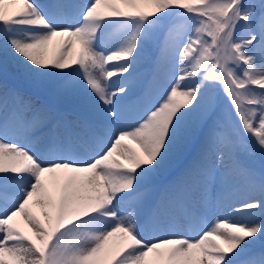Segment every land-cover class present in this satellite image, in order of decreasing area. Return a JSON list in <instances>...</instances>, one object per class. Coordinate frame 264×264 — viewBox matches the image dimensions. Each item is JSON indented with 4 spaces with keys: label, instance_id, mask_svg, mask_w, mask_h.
I'll use <instances>...</instances> for the list:
<instances>
[{
    "label": "snow or ice",
    "instance_id": "6c2138e0",
    "mask_svg": "<svg viewBox=\"0 0 264 264\" xmlns=\"http://www.w3.org/2000/svg\"><path fill=\"white\" fill-rule=\"evenodd\" d=\"M0 264H264V0H0Z\"/></svg>",
    "mask_w": 264,
    "mask_h": 264
},
{
    "label": "rangeland",
    "instance_id": "374dc122",
    "mask_svg": "<svg viewBox=\"0 0 264 264\" xmlns=\"http://www.w3.org/2000/svg\"><path fill=\"white\" fill-rule=\"evenodd\" d=\"M165 179H166V177H161V183H163V182H165ZM164 185V184H163ZM163 185L161 186V189L163 190ZM161 190V191H162ZM209 223H211V218L209 219ZM187 231V230H186ZM186 231L185 230H180V231H178V232H176V233H164V232H161V233H158V235L159 236H163V237H165V238H167V237H169V236H172V235H176V236H180V237H188V238H192V237H196L197 235H192L191 234V236L192 237H189L188 235H186V234H188V232L186 233ZM186 233V234H185Z\"/></svg>",
    "mask_w": 264,
    "mask_h": 264
},
{
    "label": "bare ground",
    "instance_id": "6f19581e",
    "mask_svg": "<svg viewBox=\"0 0 264 264\" xmlns=\"http://www.w3.org/2000/svg\"><path fill=\"white\" fill-rule=\"evenodd\" d=\"M114 79H115V78H114ZM15 83H16L15 81H13L12 79H9V86H13ZM68 118H69V119L72 118V115H71L70 112L68 113ZM17 142L19 143L20 141H17ZM165 182H166V179H165ZM165 182L161 183V177L158 178V180H157V184H158L160 190H162V189H161V186H162ZM232 219H239V217H232ZM183 230H184V229H183ZM185 231H186V230H185ZM187 232H188V231H186V233H187ZM186 233H185V234H186ZM191 234H192V235H194V234L197 235L196 232H191V233L188 232V234H186V235H188L189 237H192Z\"/></svg>",
    "mask_w": 264,
    "mask_h": 264
}]
</instances>
